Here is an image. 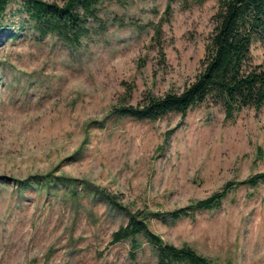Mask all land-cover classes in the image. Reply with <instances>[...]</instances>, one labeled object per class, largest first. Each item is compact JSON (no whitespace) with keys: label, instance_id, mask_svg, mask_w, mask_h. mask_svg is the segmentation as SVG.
<instances>
[{"label":"rangeland","instance_id":"rangeland-1","mask_svg":"<svg viewBox=\"0 0 264 264\" xmlns=\"http://www.w3.org/2000/svg\"><path fill=\"white\" fill-rule=\"evenodd\" d=\"M22 1L0 17V264H158L144 236L114 242L131 215L211 264H264V183L155 218L264 172V107L228 118L209 98L157 121L116 114L196 81L221 0H96L74 45L41 35ZM250 57L264 69V43Z\"/></svg>","mask_w":264,"mask_h":264},{"label":"trees","instance_id":"trees-1","mask_svg":"<svg viewBox=\"0 0 264 264\" xmlns=\"http://www.w3.org/2000/svg\"><path fill=\"white\" fill-rule=\"evenodd\" d=\"M202 4L208 0H195ZM11 0H0V17ZM96 0H66L63 6L44 0H23L22 11L31 19L41 35L55 34L70 45L89 36V19L95 18ZM217 26L212 38L204 70L196 81L182 93H168L163 97L149 96L138 107H121L119 117L137 121H157L170 114L186 115L194 106L214 98L220 102L228 118L243 108L259 111L264 107V69L252 67L251 47L256 42L264 43V0H221L216 15ZM264 183V172L240 183H228L220 192L197 201L190 207L164 215H155L166 222L187 217L197 210L218 208L234 186L256 187ZM111 203L113 199L108 197ZM117 206V205H116ZM122 209L121 206H118ZM144 236L157 251L158 264H211L205 257L189 247L178 248L164 243L148 227L145 220L130 216L127 226L114 235V242Z\"/></svg>","mask_w":264,"mask_h":264}]
</instances>
